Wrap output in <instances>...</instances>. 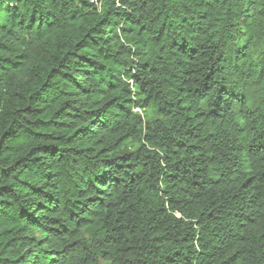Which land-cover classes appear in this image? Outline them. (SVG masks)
I'll use <instances>...</instances> for the list:
<instances>
[{
    "label": "trees",
    "instance_id": "16d2710c",
    "mask_svg": "<svg viewBox=\"0 0 264 264\" xmlns=\"http://www.w3.org/2000/svg\"><path fill=\"white\" fill-rule=\"evenodd\" d=\"M0 0V264H264V0Z\"/></svg>",
    "mask_w": 264,
    "mask_h": 264
},
{
    "label": "built area",
    "instance_id": "2783aa9c",
    "mask_svg": "<svg viewBox=\"0 0 264 264\" xmlns=\"http://www.w3.org/2000/svg\"><path fill=\"white\" fill-rule=\"evenodd\" d=\"M92 3H94L96 6L99 7V2L97 0H90Z\"/></svg>",
    "mask_w": 264,
    "mask_h": 264
}]
</instances>
